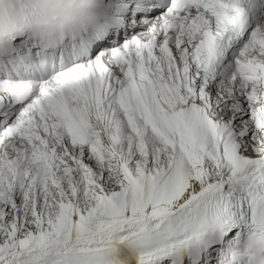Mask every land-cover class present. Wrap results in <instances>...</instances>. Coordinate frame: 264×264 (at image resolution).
<instances>
[{
    "label": "snow or ice",
    "instance_id": "1",
    "mask_svg": "<svg viewBox=\"0 0 264 264\" xmlns=\"http://www.w3.org/2000/svg\"><path fill=\"white\" fill-rule=\"evenodd\" d=\"M0 264H264V0H0Z\"/></svg>",
    "mask_w": 264,
    "mask_h": 264
}]
</instances>
